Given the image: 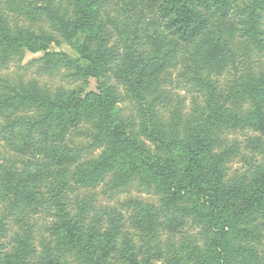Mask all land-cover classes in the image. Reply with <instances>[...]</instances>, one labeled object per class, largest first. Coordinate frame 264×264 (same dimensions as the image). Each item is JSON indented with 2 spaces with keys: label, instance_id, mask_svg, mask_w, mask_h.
<instances>
[{
  "label": "trees",
  "instance_id": "trees-1",
  "mask_svg": "<svg viewBox=\"0 0 264 264\" xmlns=\"http://www.w3.org/2000/svg\"><path fill=\"white\" fill-rule=\"evenodd\" d=\"M49 1L7 0L6 7L10 13L36 20L42 13L49 12ZM258 2L264 5V0ZM109 4L121 5L116 18L109 21L118 39V51L102 46L107 39L106 23L100 17ZM255 10L252 9L250 23L256 33ZM229 13L226 0H86L71 18L57 17L55 22L63 39L75 51V57L56 53L51 43L37 36L10 32L0 15V48H18L33 55L44 53L46 60L60 56L63 68L73 70L76 77L98 81L97 90L84 95L63 91L56 99L37 94L22 96L25 103L35 102L45 111V116L39 121L15 122L7 139L9 145L25 155L33 150L51 166L76 163L77 155L66 138L83 117L93 116L100 129L97 139L105 142V149L88 175L83 170V177H98L116 166L127 175H142L146 182L155 183L160 206L133 202L140 221L152 228L164 218L166 228L173 231L183 225L187 217H194L206 222L214 233L206 248L190 245L185 252L166 255L152 246L118 245L115 233L110 232L97 253L91 244L81 241L67 206L59 199L61 187L56 184L51 189L57 187L59 191L52 200L59 209L58 230L70 239L81 262L154 264V256L164 264H231L227 256L237 241L256 235L253 226L264 222V164L254 167L250 175L225 181L217 161L211 156L214 141L210 137L222 121L220 117L225 115L224 105L213 100L204 120L193 123L184 137L165 133L158 117V103L163 94H167L162 87L167 70L190 45H197V55H191L196 72L192 79L214 95L213 81L206 75L222 74L234 63L231 45L239 29L228 18ZM107 74L134 92L141 134L156 144L155 154L144 145L138 133L128 132L112 91L105 86ZM233 91L240 95L264 96V83L258 79L254 85H238ZM15 99L9 96L0 108L16 106ZM33 131L42 132V137L35 139ZM222 155L224 153L218 157ZM48 179L49 174L40 162L29 160L22 171L1 165L0 198L13 196V207H18L24 217L31 207L41 205L40 190ZM2 231L0 223V239ZM31 239L29 234L19 236L13 253L2 255L0 252V264H58L49 253L34 263L30 258ZM142 252L144 259L140 258Z\"/></svg>",
  "mask_w": 264,
  "mask_h": 264
},
{
  "label": "rangeland",
  "instance_id": "rangeland-1",
  "mask_svg": "<svg viewBox=\"0 0 264 264\" xmlns=\"http://www.w3.org/2000/svg\"><path fill=\"white\" fill-rule=\"evenodd\" d=\"M86 0H50L49 12L42 13L36 20H27L10 13L7 0H0V15L10 32L21 31L37 36L51 43L53 51L75 57L76 53L63 39L56 26L57 17L69 19L79 5ZM259 0H226L230 8L229 19L235 23L236 37L232 43L234 63L222 74H207L213 81L214 95L202 84L193 81L197 55V45H190L181 52L170 65L162 86L163 94L158 103V117L161 129L168 135L184 137L193 123L204 120L210 111V104L218 101L225 106L222 121L212 132L211 156L223 174V180L250 175L257 165L264 164V96L259 94H238L233 89L238 85H254L258 79L264 83V5ZM121 5L109 4L101 12V20L106 23V41L102 46L118 51L119 43L109 21L116 18ZM255 8L257 30L253 32L250 15ZM214 32V29L210 30ZM193 55V56H191ZM45 54H30L15 48H0V107L4 99L16 97V106L0 108V166L13 167L22 171L24 164L33 160L44 165L49 174L40 190L41 205L31 207L29 213L21 217L18 207L14 208V198H0V223L3 226L0 239V252L13 253L19 236L31 235V260L35 263L49 253L58 264H88L77 259L76 250L70 239L58 230L59 209L53 195L59 192L62 203L70 219L76 224L78 235L85 244H91L99 253V248L107 240V233H115L117 244H133L140 248L144 245L159 248L163 254L185 252L190 245L201 248L208 246V240L214 235L206 222L187 217L184 224L176 230L166 228L164 218L150 228L140 221L137 205L160 206V195L155 183L146 182L139 174L127 175L120 166L105 170L98 177L87 175L94 169L104 149L105 142L97 139L100 129L95 117H83L78 127L69 132L68 146L77 155V162L66 166H51L40 155H25L15 151L7 139L20 120L39 121L45 111L35 102L25 103L22 96L37 94L48 99H56L63 91L82 92L83 95L96 91L98 81L82 79L74 75L73 70L63 68L62 58L44 59ZM105 86L112 91L120 109V116L127 125L130 134L138 133L150 151L155 154L157 146L141 134V120L138 116V101L128 85L122 84L111 74L104 78ZM167 99H170L166 106ZM50 131V127L46 128ZM35 139L42 132L33 131ZM218 157L220 154H223ZM217 156V157H216ZM111 220H115L112 223ZM256 235L238 240L231 254L227 256L231 264H264V222L254 226ZM92 237V239H90ZM145 258V253L140 254ZM154 264H164L163 260L153 256ZM119 264H122L119 262ZM197 264V263H196Z\"/></svg>",
  "mask_w": 264,
  "mask_h": 264
}]
</instances>
